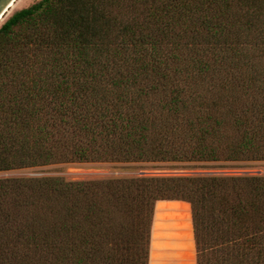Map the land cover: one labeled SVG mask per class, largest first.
<instances>
[{
    "label": "trees",
    "instance_id": "obj_1",
    "mask_svg": "<svg viewBox=\"0 0 264 264\" xmlns=\"http://www.w3.org/2000/svg\"><path fill=\"white\" fill-rule=\"evenodd\" d=\"M258 161L264 0H38L0 26V171ZM165 236L264 264V175L0 178V264H156Z\"/></svg>",
    "mask_w": 264,
    "mask_h": 264
},
{
    "label": "rangeland",
    "instance_id": "obj_2",
    "mask_svg": "<svg viewBox=\"0 0 264 264\" xmlns=\"http://www.w3.org/2000/svg\"><path fill=\"white\" fill-rule=\"evenodd\" d=\"M36 1L38 0H17L14 5L5 13L3 19L0 21V26L14 12L29 6ZM214 165L215 164L211 163L197 165L189 163H62L41 167L0 171V178L58 176L68 181H88L107 180L114 178H130L138 176H189L191 174H187L185 172L199 170L251 171L253 172L252 174L264 175V161L238 163L235 164V166L229 165L225 167H216ZM166 239H168L166 236L162 237V245L159 248V256L155 260L156 264H195V249L193 248V245H191L189 250L191 257L185 258V256L181 254L180 249L178 251L165 245Z\"/></svg>",
    "mask_w": 264,
    "mask_h": 264
},
{
    "label": "water",
    "instance_id": "obj_3",
    "mask_svg": "<svg viewBox=\"0 0 264 264\" xmlns=\"http://www.w3.org/2000/svg\"><path fill=\"white\" fill-rule=\"evenodd\" d=\"M16 0H0V17L6 12ZM145 173V172H142ZM157 173V172H154ZM191 175H225V174H252L251 171H232V170H199L185 172Z\"/></svg>",
    "mask_w": 264,
    "mask_h": 264
},
{
    "label": "bare ground",
    "instance_id": "obj_4",
    "mask_svg": "<svg viewBox=\"0 0 264 264\" xmlns=\"http://www.w3.org/2000/svg\"><path fill=\"white\" fill-rule=\"evenodd\" d=\"M16 1H17V0H16ZM16 1H15V2H16ZM15 2H14V3H15ZM14 3L12 4V6L14 5ZM12 6H11V7H12ZM11 7H10V8H11ZM10 8H9V9H10ZM9 9H8V10H9ZM8 10H7V11H8ZM7 11H6V12H7ZM6 12H4V14L0 17V21L3 19V17H4V15H5Z\"/></svg>",
    "mask_w": 264,
    "mask_h": 264
}]
</instances>
